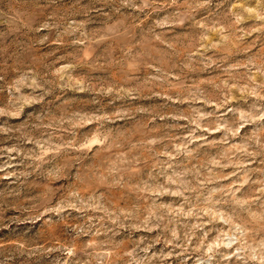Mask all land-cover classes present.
I'll return each mask as SVG.
<instances>
[{
  "label": "rangeland",
  "instance_id": "1",
  "mask_svg": "<svg viewBox=\"0 0 264 264\" xmlns=\"http://www.w3.org/2000/svg\"><path fill=\"white\" fill-rule=\"evenodd\" d=\"M0 264H264V0H0Z\"/></svg>",
  "mask_w": 264,
  "mask_h": 264
}]
</instances>
